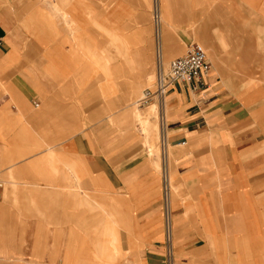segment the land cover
<instances>
[{"label":"crops","instance_id":"0c3cea01","mask_svg":"<svg viewBox=\"0 0 264 264\" xmlns=\"http://www.w3.org/2000/svg\"><path fill=\"white\" fill-rule=\"evenodd\" d=\"M155 2L163 57L211 70L147 134L151 0H0V264H264V123L224 73L262 62L264 0Z\"/></svg>","mask_w":264,"mask_h":264},{"label":"rangeland","instance_id":"374dc122","mask_svg":"<svg viewBox=\"0 0 264 264\" xmlns=\"http://www.w3.org/2000/svg\"><path fill=\"white\" fill-rule=\"evenodd\" d=\"M151 2L152 3H151V8H150V11H151L150 18L152 17V14H153V8L155 5L154 3H156L155 0H151ZM151 19L153 20V18ZM152 20H151L152 34H153L152 38H153L154 50L156 52V57L154 59V65L152 66L153 68L150 73L151 75L146 82L147 84L145 88L141 90L134 97V101L132 102L133 103L132 111H133V114L136 115L137 118L141 121V125L143 121L142 120L143 116H144V120L146 121L150 120V118L153 117L155 120V124H156L155 129L157 130L156 128L157 124L158 126L159 125L161 126V123H160L161 118L158 115L159 110L162 108L160 102L156 98H153L152 101H150L149 103L140 105L138 102L139 101L138 98H140L144 94L145 90L150 89V87H153L158 68L162 66L164 70H167L168 61L175 58L176 55H169L166 52L165 58L163 57L162 30L164 28L165 22L162 21L161 24L159 25V28L155 29V26H154L155 24L152 22ZM164 21H165V18H164ZM156 31H158V33ZM197 42L201 44L203 48L206 49V51H208L209 53V49L206 48L203 40L197 39L195 43ZM187 45L185 46V49H183L184 51L181 54H184L186 52ZM262 48H264V46H262ZM164 50H167L166 46ZM159 51H160V54L162 55L161 58H159ZM263 56H264V51H263ZM259 64L260 65L257 66V68L255 67L246 68L244 70L230 69V71H224L225 74L230 75L229 78L234 83H238V82L240 83L241 80L245 81L244 79H246L245 83L242 82V84L231 85L229 89H232L236 97L240 98V104L245 109L248 108L250 110L252 114V116L250 117V123L253 125L264 123V58L262 62ZM137 114H140L142 117L138 116ZM159 142H161L159 146L162 147V149H164L165 145H162L164 140L161 139Z\"/></svg>","mask_w":264,"mask_h":264},{"label":"built area","instance_id":"2783aa9c","mask_svg":"<svg viewBox=\"0 0 264 264\" xmlns=\"http://www.w3.org/2000/svg\"><path fill=\"white\" fill-rule=\"evenodd\" d=\"M155 4V3H154ZM158 8L154 5L152 22L155 24V29L159 28L160 20L158 18ZM158 33V31H156ZM159 51V58H161ZM168 69L164 70L162 66L158 68L156 73L155 81L153 87L144 91L143 97L138 101L140 105L147 104L156 98L161 106L164 102V97L169 89L178 83L186 82L193 83L192 89L198 91L207 86V79L209 77V72L211 70V65L209 64L207 58L206 49L203 48L198 42H191L186 47V52L179 57H175L168 61ZM162 68V69H161ZM164 145V142L162 143ZM162 176V195L165 211H167L169 203V191L170 184L167 178V168L164 166L161 170ZM1 186V184H0ZM169 217V216H168ZM166 227V242L170 240V221L169 218L165 221ZM171 255L170 243L167 249V258L169 259ZM170 260V259H169Z\"/></svg>","mask_w":264,"mask_h":264},{"label":"bare ground","instance_id":"6f19581e","mask_svg":"<svg viewBox=\"0 0 264 264\" xmlns=\"http://www.w3.org/2000/svg\"><path fill=\"white\" fill-rule=\"evenodd\" d=\"M158 18H159V15H158ZM159 20H160V18H159ZM143 97V95L140 97V98H138L139 100L141 99ZM154 106V105H153ZM138 116H141L140 114H137ZM142 117V116H141ZM141 129H142V131H144L145 133H150L151 131H150V127L148 126V123H147V121L146 120H143L142 121V125H141ZM1 184V183H0ZM1 187H2V184H1V186H0V190H1ZM114 241H115V239H114Z\"/></svg>","mask_w":264,"mask_h":264}]
</instances>
